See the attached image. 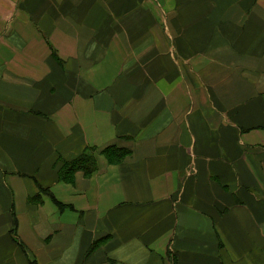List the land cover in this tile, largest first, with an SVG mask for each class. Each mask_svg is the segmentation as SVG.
I'll return each instance as SVG.
<instances>
[{
	"label": "crops",
	"instance_id": "0c3cea01",
	"mask_svg": "<svg viewBox=\"0 0 264 264\" xmlns=\"http://www.w3.org/2000/svg\"><path fill=\"white\" fill-rule=\"evenodd\" d=\"M160 1L0 0V264H264V0Z\"/></svg>",
	"mask_w": 264,
	"mask_h": 264
},
{
	"label": "rangeland",
	"instance_id": "374dc122",
	"mask_svg": "<svg viewBox=\"0 0 264 264\" xmlns=\"http://www.w3.org/2000/svg\"><path fill=\"white\" fill-rule=\"evenodd\" d=\"M108 2V1H107ZM159 2H161L160 0H148V5L154 10V9H156V15H155V22H156V27H158V28H156V30L155 29H151L150 31L148 30V36H149V38H150V43L148 44V45H146V44H141V43H139V41H140V37H141V35H140V37H139V34L138 35H134V38H136L135 40H134V43H133V45H132V52L133 53H140V54H145V52H149V50H151V49H154V48H156L155 46H158V45H160V44H158V45H155V44H153L152 43V41H153V39L151 38V36L156 40H160V42H161V44L164 42L163 41V35H164V32H163V30H167V27H165V28H163V26H162V24L159 22V20H158V17H160V19H162V20H165V21H167L168 20V22H169V17L167 18V17H165V15H164V12H163V10H162V8H161V10H160V8H159ZM118 4V3H117ZM146 4V3H145ZM161 7V6H160ZM139 8H140V4L137 6V10L133 13V19L132 18H130L129 19V22L128 23H131L132 22V25L134 26L133 27V33L134 32H138L139 31V27L137 26L138 25V23H139V21L141 20V16H140V13H138L139 12ZM127 16H128V14H127ZM149 23H153V19L151 18V19H149ZM136 25V26H135ZM150 34H151V36H150ZM147 46V47H146ZM142 47L144 48V47H146V50L144 51V52H142L141 50H142ZM170 47H174V45L172 44V43H170L169 45H163V50H166V52H172L171 50H170ZM127 51H128V49H127ZM53 53V52H52ZM147 55H149V57H153L152 56V53H149V54H147ZM166 57H167V55H166ZM184 62V61H183ZM186 62L187 63H189V62H191V64L192 63H194L195 65V69L196 70H198V71H203V69H206L205 68V66H204V61L203 60H197V61H188V60H186ZM148 64H150V66H149V68H146V66H144V68H142V72L140 71V73H139V75H140V77H145L146 79H149V83H151V82H153V80H151V79H153V77H157V73H158V70L160 69H157V67H158V65H159V61L158 60H154V61H149V63ZM172 65L174 66V64L172 63ZM185 66H188L187 64H185ZM209 68H207V71L209 72V70H208ZM149 73V78L147 77V75L146 74H148ZM189 78V77H188ZM200 78H204L203 77V75L202 76H198L197 77V79H200ZM207 79L208 80H215V79H218V78H216V75L215 74H212L211 73V75H209V76H207ZM155 83V82H154ZM62 157L59 155V157H58V159H57V161H56V165H57V170H58V175L60 174L59 173V170H60V167H61V165H62ZM59 177H60V175H59ZM61 179V178H60ZM61 181H65V180H63V179H61ZM65 182H68V181H65ZM72 182V181H71ZM70 181H69V183H71ZM48 189V192H46V195L48 196V195H52L53 193H52V191H51V189H49V188H47ZM44 194V193H43ZM35 196H34V198H31V200L32 201H36V202H39L40 201V197H42L43 195H41V192L40 191H38L36 194H34ZM39 195H41L40 197H39ZM52 198H53V200H54V198H56L55 197V195L53 194L52 195ZM57 199V198H56ZM58 200V199H57ZM55 202V201H54ZM61 202V201H60ZM56 203V202H55ZM57 204V203H56ZM63 204V206H59L58 204V206L60 207V209H63V208H65V207H70V208H73V206L71 205V204H66V203H62ZM17 225H18V223H17V219L15 218L14 219V223H13V227L11 228V232H12V230L13 229H15V232H12V236L14 237V239L17 241V243L22 247V251H25L26 250V244H24L23 243V241L22 240H20V238L18 237V235H17V232H16V230H17ZM22 238V237H21ZM32 262L34 263V264H38L37 263V261L36 260H30V264H32Z\"/></svg>",
	"mask_w": 264,
	"mask_h": 264
},
{
	"label": "trees",
	"instance_id": "16d2710c",
	"mask_svg": "<svg viewBox=\"0 0 264 264\" xmlns=\"http://www.w3.org/2000/svg\"><path fill=\"white\" fill-rule=\"evenodd\" d=\"M53 56L59 59L55 50H53ZM95 151V147L88 146L82 153L77 156L71 158L62 157V165L59 170L60 178L68 182H73L78 171H83L86 175H91L97 169V159ZM129 152V149L117 146L116 144L107 146L103 149V153L111 162L121 161ZM42 190L44 192H48V189ZM54 201L60 207L63 206L62 202H60L56 198H54ZM12 232H15V229H13ZM32 264L34 263L32 262Z\"/></svg>",
	"mask_w": 264,
	"mask_h": 264
}]
</instances>
